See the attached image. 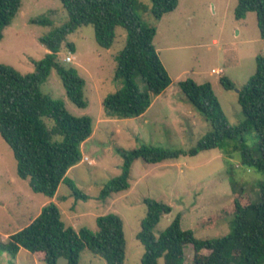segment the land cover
<instances>
[{
	"label": "rangeland",
	"instance_id": "374dc122",
	"mask_svg": "<svg viewBox=\"0 0 264 264\" xmlns=\"http://www.w3.org/2000/svg\"><path fill=\"white\" fill-rule=\"evenodd\" d=\"M239 0H179L178 8L160 21L152 14L151 0H137L135 12L142 21L157 29L154 44L168 71L172 84L155 96L145 115L131 119L105 116L103 100L124 87L116 81L117 56L124 49L127 32L119 27L110 49L102 48L93 26L71 33L58 56L67 66L77 69L86 81L88 107L76 106L67 96L61 77L55 70L41 86V92L62 101L69 114L89 116L92 136L80 146L81 161L67 173L53 198L35 193L27 180L19 177L14 152L0 134V235L8 237L28 226L50 203L58 205L62 219L76 231L82 228L97 233L98 217L119 215L124 222L127 242L125 264H142L145 247L137 236L148 213L146 200L163 202L171 211L161 217L154 230L159 237L181 216L183 230L198 239H215L232 232L234 185L243 188L245 202L258 201L259 182L264 175L241 164L244 148L257 151L258 137L247 134L244 141H228L223 147L188 154L210 132L211 126L182 92L179 83L188 79L198 85L210 83L228 122L237 126L244 121L239 92L256 73V58L264 56V39L257 14L237 20ZM46 19L48 24H35ZM69 21L60 0H21V8L0 40V63L23 76L35 71L34 61L49 51L40 39L51 35ZM74 44L72 51L68 44ZM67 56L75 60L66 63ZM213 70L222 71L216 74ZM229 78L234 90H226L220 79ZM141 89L147 90L140 82ZM144 146L184 152L178 159L150 164L142 159L132 165L130 187L126 191L101 198L110 182L122 173L119 150L132 151ZM88 157L89 161H85ZM90 197L78 199L68 183ZM208 253V252H205ZM192 245L185 249L183 264H192ZM0 264H45L26 249L15 256L0 250ZM57 264H67L59 259ZM80 264H107L89 250L81 254Z\"/></svg>",
	"mask_w": 264,
	"mask_h": 264
},
{
	"label": "trees",
	"instance_id": "16d2710c",
	"mask_svg": "<svg viewBox=\"0 0 264 264\" xmlns=\"http://www.w3.org/2000/svg\"><path fill=\"white\" fill-rule=\"evenodd\" d=\"M68 12L69 21L41 43L49 53L34 61L35 71L23 76L12 67L0 63V134L14 152L17 172L27 180L35 193L54 198L69 170L82 159L80 146L93 134L89 116L75 117L68 113L62 101L41 92L52 70L61 77L68 98L79 108L88 107L84 89L86 81L77 69L67 67L59 52L68 35L81 27L93 26L96 40L104 49H110L116 39V30L127 32L124 49L117 56L115 80L124 87L103 100L107 118H138L150 109L155 96L163 94L172 84L154 44L155 27L147 26L135 12L137 0H60ZM152 14L160 21L174 12L179 0H151ZM21 8V0H0V40ZM256 13L261 37L264 39V0H239L235 17L242 20ZM35 24H48L46 19H35ZM75 51V45L69 43ZM256 73L239 91V104L244 121L231 125L210 83L198 85L188 79L179 83L186 99L200 111L211 126L208 135L188 152H201L223 147L228 141H244L254 132L258 137L257 151L244 148L241 164L264 175V56L256 58ZM140 82L147 87L143 91ZM226 90L236 85L227 77L220 79ZM123 158L122 173L113 179L101 198L126 191L130 187L132 165L142 159L157 164L178 159L182 151L162 150L144 146L132 151L119 150ZM78 199H90L84 192L68 183ZM258 201L245 202L243 188L234 185V213L232 232L215 239H198L194 233L183 230L181 216L159 237L154 230L171 208L163 203L146 200L148 213L142 222L138 240L145 247L142 264H183L185 249L194 248L192 264H264V181L259 182ZM98 231L86 228L76 231L62 219L58 205L50 203L28 226L10 235L4 242L0 235V250L15 257L21 249L31 252L45 264H80L85 250L101 256L107 264H125L127 242L124 222L117 214L98 217ZM208 252V253H205Z\"/></svg>",
	"mask_w": 264,
	"mask_h": 264
},
{
	"label": "built area",
	"instance_id": "2783aa9c",
	"mask_svg": "<svg viewBox=\"0 0 264 264\" xmlns=\"http://www.w3.org/2000/svg\"><path fill=\"white\" fill-rule=\"evenodd\" d=\"M74 60H75V57H74V56H67L66 59H65V62H66V63H71V62H73ZM213 72L216 73V74H220L222 71L213 70ZM84 160L90 162V160L88 159V157H85Z\"/></svg>",
	"mask_w": 264,
	"mask_h": 264
},
{
	"label": "crops",
	"instance_id": "0c3cea01",
	"mask_svg": "<svg viewBox=\"0 0 264 264\" xmlns=\"http://www.w3.org/2000/svg\"><path fill=\"white\" fill-rule=\"evenodd\" d=\"M53 202H54V198H53ZM74 228V227H73Z\"/></svg>",
	"mask_w": 264,
	"mask_h": 264
},
{
	"label": "water",
	"instance_id": "95a60500",
	"mask_svg": "<svg viewBox=\"0 0 264 264\" xmlns=\"http://www.w3.org/2000/svg\"><path fill=\"white\" fill-rule=\"evenodd\" d=\"M240 90H238V92H239Z\"/></svg>",
	"mask_w": 264,
	"mask_h": 264
}]
</instances>
